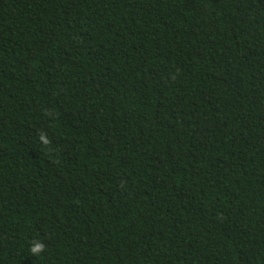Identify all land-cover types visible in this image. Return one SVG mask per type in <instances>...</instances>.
Here are the masks:
<instances>
[{"label":"trees","instance_id":"1","mask_svg":"<svg viewBox=\"0 0 264 264\" xmlns=\"http://www.w3.org/2000/svg\"><path fill=\"white\" fill-rule=\"evenodd\" d=\"M0 264H264V0H0Z\"/></svg>","mask_w":264,"mask_h":264},{"label":"clouds","instance_id":"2","mask_svg":"<svg viewBox=\"0 0 264 264\" xmlns=\"http://www.w3.org/2000/svg\"><path fill=\"white\" fill-rule=\"evenodd\" d=\"M43 250V245L42 244H37L34 247H32L31 251L34 255L38 254Z\"/></svg>","mask_w":264,"mask_h":264}]
</instances>
